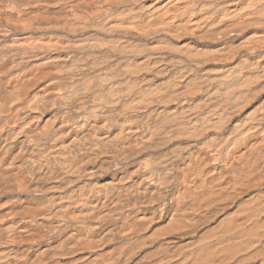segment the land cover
<instances>
[{
    "label": "bare ground",
    "instance_id": "obj_1",
    "mask_svg": "<svg viewBox=\"0 0 264 264\" xmlns=\"http://www.w3.org/2000/svg\"><path fill=\"white\" fill-rule=\"evenodd\" d=\"M0 264H264V0H0Z\"/></svg>",
    "mask_w": 264,
    "mask_h": 264
}]
</instances>
